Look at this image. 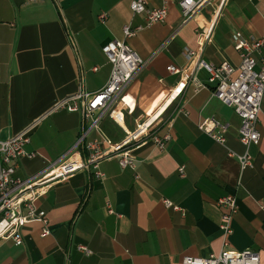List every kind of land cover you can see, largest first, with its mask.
<instances>
[{
	"label": "crops",
	"instance_id": "1",
	"mask_svg": "<svg viewBox=\"0 0 264 264\" xmlns=\"http://www.w3.org/2000/svg\"><path fill=\"white\" fill-rule=\"evenodd\" d=\"M164 1L148 0V5ZM131 2L0 0V136L31 127L26 149L35 151L33 157H19L15 176L30 177L76 144L82 113L55 106L82 87L95 91L106 84L112 63L103 45L112 38L126 39L147 60L120 95L122 123L133 129L160 108L153 130L173 134L163 150L149 137L132 141L136 169L122 167L113 156L101 162L102 177L81 170L53 182L36 200L47 210L50 234L42 235L40 221L24 224L22 244L0 238V262L182 264L187 255L207 256L226 245L256 249L264 264V98L258 121L262 137L249 147L254 164L242 169L241 117L214 95L209 70L198 69L197 79L205 84L198 88L167 68L190 65L186 46L198 47L197 29L213 19L202 57L215 65L239 64L234 34L264 36V0H225L218 14L213 2L186 23L179 1L167 0V17L151 25L145 14L132 11ZM126 24L143 27L126 37ZM210 116L228 125L226 143L200 129V121ZM101 129L112 141L126 134L108 115ZM229 193L237 196L239 210L232 232L225 234L217 199ZM164 198L184 212L168 207ZM80 243L92 253L79 250Z\"/></svg>",
	"mask_w": 264,
	"mask_h": 264
},
{
	"label": "built area",
	"instance_id": "2",
	"mask_svg": "<svg viewBox=\"0 0 264 264\" xmlns=\"http://www.w3.org/2000/svg\"><path fill=\"white\" fill-rule=\"evenodd\" d=\"M178 1L184 16L183 22L186 23L196 17L207 4L213 2L216 5L215 14H218L225 0ZM131 8L134 13L146 15L147 25L164 20L169 12L167 0L162 5L154 7L148 5V0H132ZM100 17L104 19L105 13H101ZM201 26L203 29L200 30V27L197 29L198 47L186 46L190 65L182 67L172 63L167 68L173 73H180V80L185 84L189 80L194 81L198 88L205 86L197 79L198 69L206 67L209 70L210 81L215 82L214 95L233 106L241 117L240 139L246 149L242 153H237V156L241 168L245 169L254 164L249 150L250 145L259 143L262 137L258 121L263 111L264 98V36L247 37L243 31L237 30L234 34V46L240 52L239 64L235 65L224 60L215 65L202 57L207 43L212 39L214 19L212 22H204ZM142 27L141 24L124 25L125 36L135 35ZM103 51L112 63V71L106 84L95 91H88L82 87L55 106L80 111L83 116V130L78 141L66 153L50 162L41 171L22 178L15 176L19 157L35 155V151L26 149V145L31 140V127L5 138L0 136V238H12L16 244H22L21 227L33 221H40L43 224L42 235L50 234L47 210L39 207L36 200L47 192L53 182L81 170H92L97 177H102L105 173L101 169V162L113 156L119 157L122 167L136 169L135 156L130 148L132 141L149 137L162 150L171 141L173 134L170 129L161 134L153 130L160 108L155 109L147 119L140 121L133 129L126 128L122 123L124 109L120 105V95L147 60L126 39H110L103 45ZM189 68H191L190 72ZM106 115L125 130L126 134L119 141H112L102 131L101 121ZM199 127L215 140L226 143L228 130L226 123L210 116L202 119ZM230 153L234 154L233 151ZM179 172L184 175L185 167H179ZM164 202L168 207L183 212L185 210L169 198H164ZM217 204L223 209L220 227L225 234H229L232 232L231 221L239 210L237 196L230 193L223 195L217 199ZM108 207L113 211L110 202ZM78 249L86 254L92 253V249L86 244L80 243ZM260 262L261 255L256 249L248 247L238 250L224 245L220 251L212 252L207 256L187 255L182 264H260Z\"/></svg>",
	"mask_w": 264,
	"mask_h": 264
}]
</instances>
